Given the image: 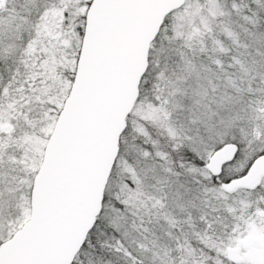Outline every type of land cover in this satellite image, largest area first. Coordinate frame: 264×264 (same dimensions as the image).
Listing matches in <instances>:
<instances>
[{"label":"snow or ice","instance_id":"6c2138e0","mask_svg":"<svg viewBox=\"0 0 264 264\" xmlns=\"http://www.w3.org/2000/svg\"><path fill=\"white\" fill-rule=\"evenodd\" d=\"M0 264H264V0H0Z\"/></svg>","mask_w":264,"mask_h":264}]
</instances>
